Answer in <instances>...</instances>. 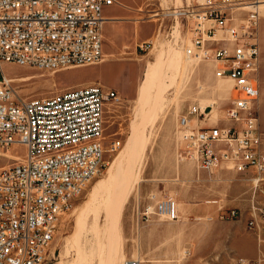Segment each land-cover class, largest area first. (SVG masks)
<instances>
[{
  "label": "built area",
  "instance_id": "built-area-1",
  "mask_svg": "<svg viewBox=\"0 0 264 264\" xmlns=\"http://www.w3.org/2000/svg\"><path fill=\"white\" fill-rule=\"evenodd\" d=\"M192 1L187 11L194 22L191 45L184 52L189 59L210 62L215 80H230L233 90L223 118L212 117L217 100L189 106L181 120L185 144L181 157L208 172L226 168L246 177L245 222L256 237L257 252L254 258H237L235 264H264V138L256 106L263 0ZM114 3L0 0V264H48L61 217L104 168L106 153L117 151L121 144L105 143L106 106L120 101L114 89L93 83L86 89L68 88L22 100L5 81L3 66L59 71L99 63L103 11ZM148 46L150 41L139 48ZM13 147L22 148V160L2 155ZM152 215L177 220L176 202L159 200L143 213L146 219ZM217 217L243 216L237 209L220 208Z\"/></svg>",
  "mask_w": 264,
  "mask_h": 264
},
{
  "label": "rangeland",
  "instance_id": "rangeland-1",
  "mask_svg": "<svg viewBox=\"0 0 264 264\" xmlns=\"http://www.w3.org/2000/svg\"><path fill=\"white\" fill-rule=\"evenodd\" d=\"M115 5L133 13L134 21L142 25L141 35L150 38V46L140 49L139 40L119 55L121 59L108 57L104 62L67 70L3 66V74L22 100L93 83L114 89L120 96L104 113L105 143L119 140L120 147L106 153L104 168L61 217L48 264H125L130 260L141 264H235L239 257L254 258L257 240L245 222L246 177L226 168L208 172L181 157L185 146L181 120L189 106L195 101L204 106L217 100L212 117L223 118L233 89L231 84L215 80L210 62L198 63L184 52L191 45L194 22L187 10L193 1L115 0ZM260 13V102L256 106L264 138V6ZM171 33L174 40H170ZM104 34L106 37V30ZM103 42L109 45L106 38ZM127 58L139 64L138 80ZM145 77L150 93L140 98ZM131 81L136 91L124 95ZM116 158V168L108 170ZM100 181L96 194L94 186ZM167 198L176 202L177 220L143 216L149 207ZM220 208L237 209L243 217L221 220L217 217Z\"/></svg>",
  "mask_w": 264,
  "mask_h": 264
},
{
  "label": "crops",
  "instance_id": "crops-1",
  "mask_svg": "<svg viewBox=\"0 0 264 264\" xmlns=\"http://www.w3.org/2000/svg\"><path fill=\"white\" fill-rule=\"evenodd\" d=\"M133 17V13L120 5H115V3L111 6L105 7L103 11V18L105 19L103 25V41L106 38L109 45L105 46L103 42V62L108 57L121 59L119 55H121L127 47L133 46L139 40L141 43L149 41L150 38L144 39L147 35H141L142 25H138L137 22L134 21ZM105 30L107 31L106 37L104 34ZM132 59L133 58H127V60L131 63L135 71V77L138 80V77H141L140 66ZM129 85L130 90L129 92H124V95H132L136 91L135 82L131 81ZM120 94H122V92H120ZM244 251H246V249H244Z\"/></svg>",
  "mask_w": 264,
  "mask_h": 264
},
{
  "label": "bare ground",
  "instance_id": "bare-ground-1",
  "mask_svg": "<svg viewBox=\"0 0 264 264\" xmlns=\"http://www.w3.org/2000/svg\"><path fill=\"white\" fill-rule=\"evenodd\" d=\"M262 6H264V0L262 1V4H260V7H259V9L262 7ZM165 8V7H164ZM170 8V7H169ZM168 7H167V9H169ZM166 9V10H167ZM188 11V10H187ZM166 12V11H165ZM164 12V13H165ZM173 12V11H172ZM167 14L168 13H171V12H169L168 10H167V12H166ZM174 13V12H173ZM194 60V59H193ZM196 62H198V63H200L199 61H196ZM158 69V68H157ZM156 69V70H157ZM65 70H67V69H65ZM152 71V70H151ZM148 72H150L149 70H148ZM145 75L147 76V72L145 73ZM150 75H151V73H150ZM149 75V76H150ZM153 75H154V73H153ZM157 77V76H156ZM4 78H5V81L7 82V83H9L10 84V80L11 79H8L5 75H4ZM146 78L147 77H145V81L143 82V85L142 86H140V88H139V96H140V98H145V97H147V95H148V93H150V91L149 90H147V87H146ZM156 79V78H155ZM149 80H151L150 78H149ZM217 81H219V82H222V83H228V84H231L232 86H233V83L230 81V80H217ZM151 88V87H150ZM149 88V89H150ZM74 89H86V87H80V88H74ZM233 90V89H232ZM138 96V97H139ZM160 97H162V96H160ZM150 99V98H149ZM138 100V99H137ZM143 100V99H142ZM157 100H158V97H157ZM160 100V99H159ZM162 100V99H161ZM160 100V101H161ZM147 101V99H145V102ZM149 101V100H148ZM150 101H151V99H150ZM160 101H159V104L158 105H160L161 103H160ZM215 100H213V101H210V103H208L207 105H209V104H212L213 102H214ZM138 102V101H137ZM139 102H141V99H140V101ZM144 102V101H143ZM260 102V99H258V103ZM147 103V102H146ZM164 103H165V101H164ZM143 104V103H142ZM156 104H157V101H156ZM158 105H156L157 106V108L159 107ZM162 105V104H161ZM205 106V105H204ZM162 108V107H161ZM217 108L215 107V109L214 110H216ZM157 110V109H156ZM158 110H160L159 108H158ZM213 110V111H214ZM130 143L132 144V142L130 141ZM134 143V142H133ZM130 144V145H131ZM137 144V143H136ZM130 145H129V147H130ZM133 145H131V147H132ZM136 147V146H135ZM17 149V150H16ZM21 149L22 148H16V147H13L12 149H9L7 152H4V153H2V155L3 156H5V157H9V158H12V159H14V160H22L23 159V157H24V153H21V152H18V151H21ZM14 150H16L17 152H14ZM129 150H131V149H128V151ZM131 151H133V150H131ZM131 151H130V153H131ZM118 159H119V157H117ZM115 159L114 161H113V163H112V165H111V167L108 169V170H114L115 168H116V163H117V161L116 160H118V159ZM119 164V163H118ZM5 167H9V165H6ZM115 173V172H114ZM113 172H112V174H114ZM110 176H111V174H110ZM109 177V176H108ZM120 177V176H119ZM99 183V185H95L94 186V191H95V193L96 194H98V189H99V187H100V185L102 184L101 183V181L100 182H98ZM101 183V184H100ZM107 183V182H106ZM105 193V192H104ZM107 198V200H108V194H106L105 195Z\"/></svg>",
  "mask_w": 264,
  "mask_h": 264
}]
</instances>
